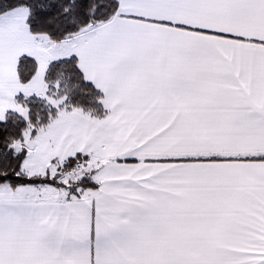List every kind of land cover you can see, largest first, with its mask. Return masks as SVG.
Instances as JSON below:
<instances>
[{
  "label": "snow or ice",
  "instance_id": "obj_1",
  "mask_svg": "<svg viewBox=\"0 0 264 264\" xmlns=\"http://www.w3.org/2000/svg\"><path fill=\"white\" fill-rule=\"evenodd\" d=\"M0 264H264V0H0Z\"/></svg>",
  "mask_w": 264,
  "mask_h": 264
}]
</instances>
